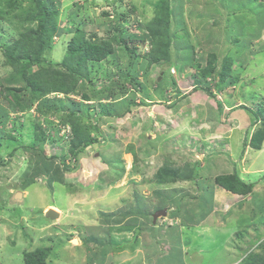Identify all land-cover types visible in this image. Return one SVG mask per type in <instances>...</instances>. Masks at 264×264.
<instances>
[{
  "label": "rangeland",
  "instance_id": "374dc122",
  "mask_svg": "<svg viewBox=\"0 0 264 264\" xmlns=\"http://www.w3.org/2000/svg\"><path fill=\"white\" fill-rule=\"evenodd\" d=\"M52 7L42 23L35 0H0V109L7 118L0 125V264H24V254L38 249L50 264H89L101 251L96 239L115 245L107 248L110 261L133 264L147 258L143 233L162 209L168 212L157 221L162 229L150 231L160 240L167 227L188 224L170 219L177 210L195 220L208 211L233 215L227 234L217 235L233 259L222 242L208 239L218 231L186 233L191 248L211 250L199 264L240 262L246 252L244 261L257 254L264 264V240L256 247L264 239V213L249 202L247 219L238 213L244 198H224L220 193L230 191L215 186L220 175L250 176L258 185L255 204L264 202V144L249 146L264 131V0H54ZM29 29L49 47L31 72L63 74L39 97L26 83L4 90L13 72L3 64L4 47ZM83 33L110 44V55L85 59L78 46ZM182 41L192 47L187 55ZM80 71L87 78L72 83L68 76ZM49 99L56 108L46 112ZM111 106L114 114L105 117ZM92 138L100 143L83 147ZM27 149L55 163L61 181L50 186L41 175L24 189L39 157ZM49 210L61 216L50 219Z\"/></svg>",
  "mask_w": 264,
  "mask_h": 264
},
{
  "label": "trees",
  "instance_id": "16d2710c",
  "mask_svg": "<svg viewBox=\"0 0 264 264\" xmlns=\"http://www.w3.org/2000/svg\"><path fill=\"white\" fill-rule=\"evenodd\" d=\"M35 2H36L37 12H40L43 15L42 16L43 19H41L42 23H46L45 20L47 19V15H48L47 13L50 11L51 8H53L52 3L54 2V0H35ZM239 25H243V23L240 22ZM239 25H237V26H239ZM231 29H232V27H230V29L228 28V32L226 35L227 37H232L231 33H233V30H231ZM241 32H242V30H241ZM233 36H235V35H233ZM241 38L237 37L236 39L240 40ZM2 39L3 38L0 37V43H1ZM180 44L182 45L181 46V52L183 53V49L186 51V53L184 55H187L188 51H190V49L192 51V47H189V44L187 42L182 41ZM183 44H185L184 47H183ZM4 46H6V45L4 44ZM78 46H79V49L83 51L84 58L88 59V60H92V61L104 60L106 57H108L110 55L111 49H112L111 45L108 44L107 42H100V43L91 42L89 39L86 38L85 33H83V39L78 42ZM242 47H243V44L238 46V49H241ZM44 48L48 49L49 47L46 44V42L44 41V39L41 37L39 31H34L33 29H29L27 33L21 35L20 39L13 42L12 45L4 47V49H5L4 54H5L6 58H5V62L3 64L11 67L12 71H13L12 73L9 74L10 76L6 80V84L8 87L5 88L4 90L7 91V90L11 89V87H13V85L17 86V85H21V84L26 83V90L33 91L36 94V97H39L41 95H44L49 90V87L51 89V86H49V85H51V83H54V80L56 83L61 80L60 78L63 77V74L61 72H58V70H56V69H52L49 71L48 70H42V71H39L38 73L31 72L32 71L31 67H33L37 64H40L42 61H44V59H45L44 58V53H45ZM37 49H39V51H36ZM73 49L74 48L69 47L67 57L69 56V54H71ZM184 55L182 54L181 57H183ZM184 57L189 58V56H184ZM65 64H66V60L61 61L59 63V65H62V66H66ZM225 68H226V65H224L223 70ZM82 74H83V77H86L84 71L83 72L80 71L76 74L75 77L68 76V78L70 80H72V83H76L77 77L81 76ZM15 92H16V90H15ZM29 93L33 94L32 92H29ZM14 96L17 98L16 95H14ZM53 102L54 101H52L50 99L46 100L44 102L45 106H46V112L52 111L53 109L55 110L56 107H55ZM133 103H134V101L132 102V104ZM75 106L78 109L81 106V104L76 103ZM114 108H115L114 106H111L109 109L104 108L103 113H104L105 117L109 116L110 114L112 116V114H114L112 112L114 110ZM75 113H76V110H73V114H75ZM115 115H116V118H119L120 113L117 112ZM6 119L7 118H6V114H4V109H0V125L5 124L7 122ZM3 133H4V129L0 126V136ZM99 143L100 142L98 141L97 138H92L90 141H87L83 147H89L90 145L99 144ZM263 144H264V131H262V133H257L255 135V138H253L251 140V145H249V146L252 148H257V150H262L261 146H263ZM246 146H247V144H246ZM27 150H31V152H33L34 154H38L39 157L36 160V164H35L33 173L25 182L24 189L29 187L31 184H34V181H35L34 179L38 176H41V175L48 177V183L50 186H52V184L57 182L58 180H59V182L61 181L63 173L61 172V170L59 169V167L55 163L47 160L43 156L44 153H42L39 149H27ZM82 150H83V148H82ZM205 167H207V165H205ZM28 173L29 172L26 173V176L28 175ZM215 183L217 185L223 187L227 191H230L233 194L243 195V196H246V195L252 196L251 202L253 203V205L255 204V202H254L256 199V197H255V186H256V184L255 183H253L249 180H243L237 175H235L233 177H230V175H226V176L220 175V176L215 178ZM201 186L202 187L205 186V189H208L206 187V185H201ZM158 193L160 194V192H158ZM201 197L202 198L207 197V193H204ZM136 200H137V206L135 207V211H140V209L142 207L140 205V202H143V199L141 196L137 195ZM211 201H212V199H211ZM206 203L208 204L209 202H206ZM253 210H256V209H253ZM206 214H202L199 217H201V219H204ZM129 215H130V213L126 212L125 218ZM170 215L173 218H182L183 221H185V220L187 221V219H188L190 222H192L195 219V218H193V220H192L191 217L186 218L187 216L183 215V212L180 213L179 210L171 213ZM109 217H112V216H109ZM116 222L121 223V221H117V220H116ZM91 241L97 243L98 246L101 247V251L98 255L94 254L93 256L89 257L87 263H89V264H92V263L102 264L104 261H106L107 256H108L109 251L107 250V248L111 247V245H113V244L108 242V241H102V240H97V239L94 241L93 240H91ZM259 257L257 256V254H255V255L250 257L251 260L246 261L245 263L246 264H258L257 259ZM23 260L25 262L24 264H50L48 261L47 252H46V250H43V249H38L36 251L26 252L24 254Z\"/></svg>",
  "mask_w": 264,
  "mask_h": 264
},
{
  "label": "crops",
  "instance_id": "0c3cea01",
  "mask_svg": "<svg viewBox=\"0 0 264 264\" xmlns=\"http://www.w3.org/2000/svg\"><path fill=\"white\" fill-rule=\"evenodd\" d=\"M243 160H244L243 161V163H244L247 159L245 158ZM257 160L258 159H256L254 166H255ZM240 162H242V160ZM257 168H259V167L257 166ZM254 169H256V168H254ZM251 173L253 175L254 172H251ZM249 177L250 176H246L245 180H248ZM257 186L258 185L256 184V186H255V197L258 195ZM226 194H228L227 196H230V197H233L232 195H235V196L244 198L240 203L237 204L238 210H239L238 213L240 215H246L247 219L251 220L252 219L251 212H249V210H247V208L249 206V202H250V204H253L251 202L252 196H250V195L249 196L248 195L243 196V195H237V194L228 193V192H225V194L220 193V196H224V198H226L227 197V196H225ZM218 202L219 203L221 202L220 198L216 202V204H219ZM49 207H51V206H49ZM253 207H254V209H256V212L260 211V212H262V214L264 213V202L263 201L260 204L258 203V204H255V206L253 205ZM53 209L58 210L55 207ZM222 214H223L222 212H220V214H218L217 211H213V212L208 211V213L206 214L204 219H201V217H199L198 220H195L196 218L193 220V218L191 217L193 221L192 222L188 221V224L186 225L187 227L185 226V229H182V228L180 229L179 226H169L167 228L165 227L166 232L162 235V240H160L159 238H156V237L153 238V236L150 234V231H152L151 229H154V230L162 229L160 227L163 226V223L158 222V225L154 224L155 226L150 225L151 224L150 223L149 224L150 229H147V231H148L147 233L149 236L147 235L146 232L143 233L144 237H145L144 238V247L146 249V257L147 258L137 260L133 264H188L185 262L187 258L191 259V261H193L191 264H199V259H197L199 256L202 258L201 262H204L205 256L211 250L207 249V247H206V249H204L203 246H201L199 244L197 246H194L193 248H191L193 245L192 240L191 239L185 240L184 236L186 235V233H191V232L194 236H198V234H200L202 231L203 232L201 234H207V235L211 236V234H213V230L218 231V232H215L213 237H210L208 239H210L212 242L217 243V244L222 242L226 246V248L223 247L222 249L226 250V251H224V253L225 254L227 253V256H228L227 259L235 258V255L233 256V254H232L233 249H229V246H227L228 244L227 245L225 244L226 238H224L223 241L218 240V238H217L218 234L223 235V236H225L227 234L226 233L227 229L224 226H225V224H231V220H229V218L227 219V215L229 217H231V216L233 217V215H230L226 212L225 214H223V219H225L224 223L221 224L222 222L216 221V219L218 217H220ZM170 219L171 220H173V219L178 220L179 218H170ZM133 226L138 227L136 225H133ZM256 230H257V228H256ZM160 234H161V232L159 233V235ZM214 239H216V242L214 241ZM184 241H186V243ZM111 247H115V245H111ZM152 249H153V251H151ZM161 250H163V251H161ZM246 253H243L240 256V262H238V261H236L235 263L229 262V264H246V263H244V262H246V261H244L246 258ZM109 258L110 257H107L106 261H104L102 264H116L115 262L110 261ZM118 264H129V263L121 262Z\"/></svg>",
  "mask_w": 264,
  "mask_h": 264
},
{
  "label": "water",
  "instance_id": "95a60500",
  "mask_svg": "<svg viewBox=\"0 0 264 264\" xmlns=\"http://www.w3.org/2000/svg\"><path fill=\"white\" fill-rule=\"evenodd\" d=\"M20 196H21V193L16 194V198H18ZM167 214H168V212L166 209L157 210L153 214V223L157 224L158 219L167 217ZM46 216L50 219H56V218H59L61 215L55 210H49V211H47Z\"/></svg>",
  "mask_w": 264,
  "mask_h": 264
},
{
  "label": "clouds",
  "instance_id": "9594fccd",
  "mask_svg": "<svg viewBox=\"0 0 264 264\" xmlns=\"http://www.w3.org/2000/svg\"><path fill=\"white\" fill-rule=\"evenodd\" d=\"M248 150V149H247ZM241 163V162H240ZM216 165L219 167V163H216ZM235 165H237V163H235ZM215 186H217V184H215ZM231 193V192H230ZM170 217H171V215H170ZM171 218H173V217H171ZM154 224V223H153ZM156 225V224H155ZM261 240V241H260ZM263 240L264 239H260L259 238V240H258V242H257V244H256V247L258 248V247H260L262 244H263Z\"/></svg>",
  "mask_w": 264,
  "mask_h": 264
}]
</instances>
